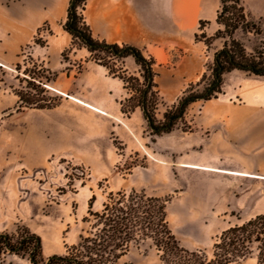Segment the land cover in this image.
I'll return each instance as SVG.
<instances>
[{
  "label": "rangeland",
  "instance_id": "obj_1",
  "mask_svg": "<svg viewBox=\"0 0 264 264\" xmlns=\"http://www.w3.org/2000/svg\"><path fill=\"white\" fill-rule=\"evenodd\" d=\"M35 37L42 46L34 42ZM258 38L255 46L264 50V35ZM56 39L49 26L42 25L15 55V42L7 46V53L0 49V63L5 65H0V187L15 192V206H20L18 212L22 215L0 232L12 234L17 244L22 235L37 236L40 239L37 259L42 264L54 254H67L69 247L77 242L79 233L87 227L82 218L87 215V203L92 194H95L92 209L99 210L108 192L136 189L144 190L147 195L168 198L167 220L180 245L203 250L210 258L212 244L222 230L264 213V175L197 164L178 166L186 159L184 119L178 123L177 131L174 130L177 126L173 129L174 133L157 135L151 132L139 112L126 116L116 109L114 100L110 102L109 111L113 117H109L47 87L55 86L81 98L108 96L106 90L99 91L91 84L97 75L92 69L91 53L70 34L68 44L61 50L54 45ZM73 53L77 57L71 59ZM40 57L42 61L37 59ZM210 64L206 63V76ZM117 66L139 77V67L131 58L118 60ZM164 71L161 67L156 69L160 96L155 110L158 119L182 93L167 89L163 82L167 78ZM34 84L47 91L39 92ZM203 84L194 85V90L199 91ZM128 85L134 88L136 82L129 81ZM15 90L43 100L56 98L60 103L51 109L23 107L17 110L19 98ZM128 95L123 89L115 99L117 105ZM122 123L130 126L132 132ZM53 132L60 134L56 153L37 164L40 160L31 154L33 142L28 134H36L40 141L38 146ZM186 167L258 179L222 178L214 188L220 198L201 202L196 200L213 191L208 177L195 176ZM195 180L201 183L196 185ZM18 184L25 190L19 191ZM27 242L17 253L4 252L0 264H32L29 260L32 241ZM130 251L120 263L164 264L149 241L133 245Z\"/></svg>",
  "mask_w": 264,
  "mask_h": 264
},
{
  "label": "crops",
  "instance_id": "obj_2",
  "mask_svg": "<svg viewBox=\"0 0 264 264\" xmlns=\"http://www.w3.org/2000/svg\"><path fill=\"white\" fill-rule=\"evenodd\" d=\"M240 2L250 19H261L260 35L263 36L264 0ZM68 5L69 0H0V49L7 53V46L15 42V55L17 49L28 42L42 25H48L51 34L57 38L55 47L61 50L69 40V34L61 25L66 19ZM219 7L220 0H86L81 13L94 38L139 47L145 56L155 60V69L161 67L165 70L167 78L163 82L167 89L179 93L189 83L200 79L206 71V63L212 62L214 52L223 45L225 38L221 37L216 38L210 47L194 38L198 31L210 36L219 28L215 21ZM200 20L208 21L202 29L199 28ZM260 35L244 33L240 28L234 33L247 52H253ZM75 57L77 54H71V59ZM127 58L133 60L130 56ZM37 59L42 61L43 57ZM93 63L92 69L97 75L91 84L99 91L106 90V98H81L55 86L49 88L81 106L113 117L109 112L110 102L114 100L120 112L115 99L123 90L122 81L109 76L104 67ZM169 68L173 69L170 72L173 74L166 72ZM138 112L142 115L139 108L133 113L136 115ZM184 122L186 130H182V133L186 134V159L178 166L202 165L212 169L264 175V75L257 76L239 69L225 72L218 96L190 103L184 114ZM122 124L132 132L130 126ZM177 129L178 125L174 130ZM29 136L33 142L31 154L40 160L37 164L56 153L60 134H49L47 141L38 146L40 141L36 134ZM186 168L195 176L208 177V185L213 191L196 200L201 202H213L220 198L214 188L222 178L235 176L258 179ZM194 182L196 185L201 183L200 180ZM19 185V191L25 190ZM18 210L20 206H15V192L0 187V229L22 217ZM130 253L122 258L128 257ZM130 261L135 262L134 258H130ZM229 264L257 263L255 258H248L240 263Z\"/></svg>",
  "mask_w": 264,
  "mask_h": 264
},
{
  "label": "trees",
  "instance_id": "obj_3",
  "mask_svg": "<svg viewBox=\"0 0 264 264\" xmlns=\"http://www.w3.org/2000/svg\"><path fill=\"white\" fill-rule=\"evenodd\" d=\"M85 1L69 0L63 30L77 39L91 53L92 60L104 67L109 76L122 81L123 89L129 95L119 101L120 112L129 116L139 108L153 134L171 132L183 121L190 103L217 97L222 90L225 72L239 69L257 76L264 75V50L255 46L253 52H247L243 43L234 37L239 28L244 33L260 35L261 19H250L240 0H220L215 18L219 28L210 36L203 31L194 34L195 40L202 41L207 47L216 38H225L222 47L213 54L208 66L209 74L206 76L203 73L197 82L189 83L175 103L166 108L162 118L158 119L155 110L160 103V96L155 81V60L145 56L137 46L94 38L81 13ZM206 23L207 20H200L199 28L202 29ZM34 42L43 45L36 37ZM129 56L139 67V77L117 66L118 60ZM129 81H135L136 86L130 87ZM201 84L203 86L199 91L194 90V85ZM35 87L41 93L47 91L38 84ZM15 94L19 98L17 110L23 107L51 109L60 103L56 98L43 100L16 90ZM94 201L95 194H92L87 203V215L82 218L87 227L81 230L77 242L69 247L68 253L54 254L42 264H131L120 263V260L133 245L147 241L149 246L156 249L164 264H229L240 263L248 258H255L257 264H264V213L222 230L212 244L209 258L203 250H190L180 245L167 220L168 198L130 189L108 192L99 210L92 209ZM21 237L17 244L13 242L12 234L0 232V256L6 251L17 253L23 250L27 241L31 240L29 260L32 264H39L40 239L34 234Z\"/></svg>",
  "mask_w": 264,
  "mask_h": 264
},
{
  "label": "bare ground",
  "instance_id": "obj_4",
  "mask_svg": "<svg viewBox=\"0 0 264 264\" xmlns=\"http://www.w3.org/2000/svg\"><path fill=\"white\" fill-rule=\"evenodd\" d=\"M47 87H49V86L47 85Z\"/></svg>",
  "mask_w": 264,
  "mask_h": 264
},
{
  "label": "water",
  "instance_id": "obj_5",
  "mask_svg": "<svg viewBox=\"0 0 264 264\" xmlns=\"http://www.w3.org/2000/svg\"><path fill=\"white\" fill-rule=\"evenodd\" d=\"M1 65V64H0Z\"/></svg>",
  "mask_w": 264,
  "mask_h": 264
}]
</instances>
